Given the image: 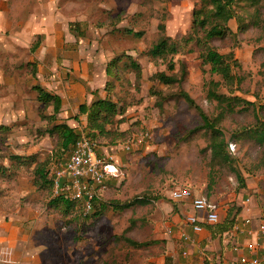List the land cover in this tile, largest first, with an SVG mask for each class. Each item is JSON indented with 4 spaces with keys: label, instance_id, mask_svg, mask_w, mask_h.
<instances>
[{
    "label": "rangeland",
    "instance_id": "374dc122",
    "mask_svg": "<svg viewBox=\"0 0 264 264\" xmlns=\"http://www.w3.org/2000/svg\"><path fill=\"white\" fill-rule=\"evenodd\" d=\"M194 3L0 0V208L9 218L18 216L15 223L22 224L27 235L21 264H188L182 258L186 244L178 237V223L190 200L174 201L172 190L186 188L192 196H203L232 213L247 197L264 204V148L255 140L234 137L242 128L264 121V32L251 25L239 31L231 19V33L223 38L200 44L194 36L185 42L194 33ZM163 35L178 43V53L151 58L148 49ZM205 44L222 54L233 52L238 62L233 71L239 83L232 86V95L245 101H239L220 125L234 159L230 165H211L209 132L195 107L177 95L187 92L210 117L216 113V102L207 98L208 82L219 81V92L230 93L221 76L202 64ZM118 56L116 75H107L106 65ZM157 72L181 79L164 84L154 77ZM46 81L50 85L44 88L65 96L53 122L47 118L52 107L41 110L33 89ZM107 92L121 111L104 132L91 138L85 116H72L78 114L79 104ZM55 121H66L95 144L98 154L113 157L119 175L94 191L106 209L92 202L84 215L76 201L67 212L62 204L50 205L56 195L52 187L33 184L35 164L10 159L15 154L36 156L47 161L49 172L56 162V137L40 130ZM69 153L57 158L64 161ZM143 197L149 200L121 207ZM95 211L101 213L93 215ZM126 238L151 243L136 247Z\"/></svg>",
    "mask_w": 264,
    "mask_h": 264
},
{
    "label": "trees",
    "instance_id": "16d2710c",
    "mask_svg": "<svg viewBox=\"0 0 264 264\" xmlns=\"http://www.w3.org/2000/svg\"><path fill=\"white\" fill-rule=\"evenodd\" d=\"M194 7L192 10L193 19L192 27L193 34L184 41H190L195 36L197 43L201 41L209 42L214 38H223L227 34L231 33L229 27V21L234 19L237 23L239 31L245 30L247 26L259 27L264 32V0H194ZM78 27V24H76ZM73 27V29L77 28ZM163 30L164 27L160 26ZM79 29V27L77 28ZM76 30V29H75ZM127 32L133 33L135 36H140L141 32H134L131 29H127ZM202 32V37H199V33ZM38 42L33 46L37 47ZM179 51L178 43L171 41L167 36L163 35L156 43H154L147 51V54L151 58H164L166 55L176 54ZM201 62L203 65H209V71L212 74H218L221 76L223 83L227 87L229 94L219 92V86L221 82L210 80L208 82L207 98L216 102V113L212 116H208L203 110L197 106L191 96L185 92L180 91L177 95L183 97L190 106L195 107L199 112L202 120V127L209 132L210 139L207 148L210 150V163L215 165H230L234 161L230 154L229 143L226 140L224 133L221 129V122L228 113H232L239 101H245L237 95H232V86L239 83V77L234 73V68L238 66V62L234 59L233 52L226 54L219 53L212 46L206 45L204 50L200 54ZM120 57H115L106 65L105 72L107 75H116L113 70H116L117 60ZM130 65L139 70V65L133 59L130 61ZM169 69H173L172 62L168 64ZM181 77L184 76V68H181ZM160 82L164 84L178 83L181 77L175 75H166L164 72H157L154 74ZM107 89L110 87L107 84ZM231 87V88H230ZM237 87V86H236ZM33 89L37 93V101L41 105V110L48 107H52L50 114L47 118L50 122L56 119L57 114L61 110L62 98L60 95L45 89L39 84L33 85ZM109 91V90H108ZM107 95L105 97H99L92 100L89 104L81 103L78 106V114L72 116L74 119L84 115L86 120L85 127L88 130L87 135L91 138L96 137L99 132H104L106 126L110 124L116 114L120 113L121 107L118 102H115ZM252 103V102H246ZM44 116V115H43ZM2 126H0V129ZM40 134H46L49 137H56L55 144V163L60 162L63 153H69L70 149L80 137V133L76 129L70 126L66 121L56 122L50 126L40 130ZM235 138H248L255 140L259 145L264 148V121H257L252 127L242 128V130L234 134ZM65 154V155H66ZM64 155V156H65ZM10 159H14L18 163H25L27 165L35 164L33 168V184L40 188L52 187L51 179L48 176L47 161H39L36 156L25 155H12ZM48 160V159H47ZM238 179L243 182L242 175L237 172ZM98 198H93V205L96 206L98 202L101 210L106 209L107 204L99 202ZM149 199L147 197L135 198L132 201L122 203V208L133 206L135 203H145ZM114 204L115 201L107 202ZM63 206H62V205ZM50 205L64 207L65 212L74 206V201L65 196H55L50 200ZM239 209L232 213L231 209H228L227 215L222 222L216 224L203 225L207 227L211 235H223L233 229ZM101 212L95 211L93 215L100 214ZM131 245L136 247L146 246L151 242H136L130 238H126Z\"/></svg>",
    "mask_w": 264,
    "mask_h": 264
},
{
    "label": "built area",
    "instance_id": "2783aa9c",
    "mask_svg": "<svg viewBox=\"0 0 264 264\" xmlns=\"http://www.w3.org/2000/svg\"><path fill=\"white\" fill-rule=\"evenodd\" d=\"M48 175L54 195L79 202L82 214L86 215L92 209L96 187L103 188L106 179L117 177L119 171L112 156L98 154L95 144L88 137L81 136L72 146L68 158L53 164ZM170 198L174 201L190 199L192 212L185 216L184 223L191 233L183 228L178 231V237L184 244L196 242L195 234L203 231V224L220 222L219 205L203 196L194 197L188 189L183 188L172 190ZM242 203L250 212V197L244 198ZM233 229L235 233L248 238L246 242L232 244L233 252L239 254L240 264H264V219L260 217L259 222L254 224L253 216L249 215L235 224ZM167 232L173 233L170 226H167ZM186 255L187 251L183 250L182 256Z\"/></svg>",
    "mask_w": 264,
    "mask_h": 264
},
{
    "label": "crops",
    "instance_id": "0c3cea01",
    "mask_svg": "<svg viewBox=\"0 0 264 264\" xmlns=\"http://www.w3.org/2000/svg\"><path fill=\"white\" fill-rule=\"evenodd\" d=\"M43 85L41 86L45 87V85L49 86L50 84L46 81L43 83ZM55 93L60 95L62 99L65 97L62 96L61 93L59 94L56 91ZM0 200L3 201L2 198ZM186 200L189 201L190 199ZM241 201L243 202V200ZM242 202V208L239 211L235 224H238V222L242 220V218L249 215L253 216L254 224H257L259 222L260 217L264 219V204L261 205L255 200L250 199L249 205L251 208L250 212H247ZM218 211L220 222H222V220H224V218L226 217L228 210H224V208L219 205ZM191 212L192 207L189 201L187 214ZM7 214L8 213H5V211L0 208V264H21L22 260L20 257V249L22 248L23 242L27 239V235L23 232L24 229L21 228L22 224L15 223L16 220L14 219H17L18 216L12 215V217L9 218L10 215L8 216ZM184 219L185 218L180 219L178 224L180 227L186 229L188 232L191 233L190 228L184 223ZM220 236L221 235H217V237L213 238V235H211L208 228L203 226V231L198 234H195L196 242L186 244V247H184L183 250L187 251V255L185 257L182 256V258L188 264H240V262L238 261L239 254L233 252L232 244L235 242H246L248 241V238H246L244 234L235 233L234 229L230 230L227 233H224L221 237L223 239H220ZM220 240H222V245L220 244ZM229 242L231 243V245L228 244ZM228 245L230 246V248L226 247ZM205 250H212L215 252L219 251V253L216 252L217 254H215L214 252L211 253V255H207L204 252Z\"/></svg>",
    "mask_w": 264,
    "mask_h": 264
}]
</instances>
